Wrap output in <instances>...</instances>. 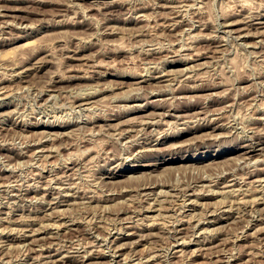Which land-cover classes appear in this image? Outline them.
<instances>
[{"label":"rangeland","instance_id":"1","mask_svg":"<svg viewBox=\"0 0 264 264\" xmlns=\"http://www.w3.org/2000/svg\"><path fill=\"white\" fill-rule=\"evenodd\" d=\"M0 92V264H264V0H0Z\"/></svg>","mask_w":264,"mask_h":264},{"label":"bare ground","instance_id":"2","mask_svg":"<svg viewBox=\"0 0 264 264\" xmlns=\"http://www.w3.org/2000/svg\"><path fill=\"white\" fill-rule=\"evenodd\" d=\"M256 33V32H255ZM261 34V33H260ZM109 36V35H108ZM249 36V35H248ZM197 56V55H196ZM215 58V57H214ZM2 89V88H1ZM167 89V88H166ZM177 90V89H176ZM182 91V90H181ZM1 93V92H0ZM173 93V92H172ZM174 93H175V91H174ZM173 93V94H174ZM177 93V92H176ZM169 115V114H168ZM167 116V115H166ZM197 118V117H196ZM155 121V120H154ZM154 121H147L148 123L150 122V124H151V122H154ZM215 121V120H214ZM147 122H144V123H147ZM156 122V121H155ZM162 122V121H161ZM142 123V122H141ZM159 123V122H158ZM158 123H156V124H158ZM163 124H164V122H162ZM166 123V122H165ZM143 125H145V124H143ZM148 125V124H147ZM218 128V127H217ZM259 141V140H258ZM257 141V142H258ZM254 142V141H253ZM252 143V142H251ZM255 143V142H254ZM261 143H260V141H259V145H260ZM257 146V145H256ZM243 147V146H242ZM243 148H247V149H250V150H255V145L254 144H251V145H248V146H245V147H243ZM144 149V148H143ZM154 152V151H153ZM162 163V160L161 161H159L158 162V164H156V166H158V165H160ZM251 164V163H250ZM160 167V166H159ZM156 168V167H155ZM208 176V175H207ZM214 177V176H213ZM250 177V176H249ZM236 180V179H235ZM261 180V179H260ZM262 180H263V178H262ZM233 182H235L234 180H233ZM216 185V184H215ZM187 191V190H186ZM181 193V192H180ZM153 194V193H152ZM186 194V193H185ZM148 195V194H147ZM146 196V195H145ZM144 196V197H145ZM150 196V195H149ZM264 201V200H263ZM253 202V201H252ZM214 213V212H213ZM148 217V216H147ZM157 217V216H156ZM216 223V222H215ZM49 227V226H48ZM56 227V226H55ZM60 227H62V225H60ZM50 228V227H49ZM58 228V227H57ZM119 229V228H118ZM42 232V231H41ZM37 233V232H36ZM32 236V235H31ZM129 236H131V235H129ZM121 241V240H120ZM123 244V243H122ZM198 244V243H197ZM124 245V244H123ZM120 247H122V245L121 246H119V248ZM126 247V246H125ZM123 248V247H122ZM122 248H120V249H122ZM117 251H118V248H117ZM35 252V251H34ZM78 253V252H77ZM44 258V257H43ZM81 258H86V257H81ZM37 259V258H36ZM87 259V258H86ZM155 259V258H154ZM35 260V259H34ZM40 260V259H39ZM82 260V259H81ZM80 260V261H81ZM84 260V259H83ZM36 261V260H35ZM44 261V260H43ZM36 262H39V261H36ZM42 262V261H41ZM85 262V261H84ZM45 263V262H44ZM82 263V262H81ZM86 263V262H85ZM39 264H41V263H39ZM46 264V263H45Z\"/></svg>","mask_w":264,"mask_h":264}]
</instances>
